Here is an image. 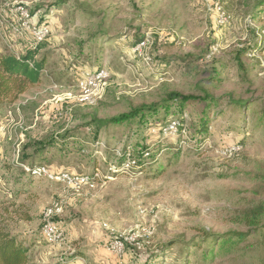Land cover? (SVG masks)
I'll list each match as a JSON object with an SVG mask.
<instances>
[{"label": "rangeland", "instance_id": "obj_1", "mask_svg": "<svg viewBox=\"0 0 264 264\" xmlns=\"http://www.w3.org/2000/svg\"><path fill=\"white\" fill-rule=\"evenodd\" d=\"M24 1L0 0V53L36 46L18 24L19 4L51 34L37 57L43 84L0 108V202L30 215L9 222L32 245L30 264H264V219L257 228L243 221L264 203V0ZM216 3L224 25L209 10ZM101 70V96L78 102L80 80ZM173 92L195 100L183 110L184 130L165 134L181 111L173 101L164 108ZM149 105L155 109L98 133L92 124ZM205 119L210 126L200 132ZM34 141H55L34 163L54 172L107 174L122 155L144 147L150 154L146 173L68 187L25 173L21 164H32L25 157L34 150L25 147ZM54 203L62 205L63 238L51 244L42 214ZM232 231L246 240L216 244L215 258H204L205 233ZM132 233L123 253L109 248L111 238ZM77 249L84 256L73 258Z\"/></svg>", "mask_w": 264, "mask_h": 264}, {"label": "trees", "instance_id": "obj_2", "mask_svg": "<svg viewBox=\"0 0 264 264\" xmlns=\"http://www.w3.org/2000/svg\"><path fill=\"white\" fill-rule=\"evenodd\" d=\"M263 7L264 2L261 4L260 10H262ZM45 47L46 43L43 41L35 47L27 49L22 55L0 53V108L5 105L13 104L20 98V96L26 94L32 88L43 84L45 61L43 59H38L37 57L40 51ZM249 51H251V49H249ZM190 100L195 99H193L191 95H183L178 92H173L168 95V102L164 105V108L168 109L169 102L173 101L177 102V105L180 107V115L171 119L179 122V133L184 130L186 116L183 110ZM154 109L155 107H153V105L141 106L134 109L131 113H125L109 119L92 117V124L95 125L97 128L96 132L98 133L101 128L108 124H120L124 121L133 119L135 115H144V111L146 110L152 111ZM206 117L210 116L208 115ZM202 123V126L199 127L200 132H207L210 126L209 121L205 119ZM54 142L55 141H34L27 144L25 147L26 149L33 148L34 150L30 155H26V160L31 161L32 164L37 163L39 160L42 161L43 157H41L40 154L46 151ZM145 154H150L149 149L146 147H144L138 155H132L143 173H146V162L143 159ZM14 204L15 201L0 202V264H30L32 245L27 244L21 239V236L15 234L9 225V222L13 220L12 214L14 213L21 214L20 216H23L26 220L30 219V215L28 212L23 211L20 208L14 209ZM263 219L264 203L246 210L243 214V221L248 226H256L257 228L260 226ZM246 238L247 233L239 231H232L225 234L205 233V236H203L201 240H203L202 242H208L210 239V245L208 244L209 246L204 249V258H215L213 248L216 244H219L221 248H229L238 246L240 243L244 242ZM195 245L197 247L201 246L200 242H196ZM82 256H84V252L81 249L74 251L73 258Z\"/></svg>", "mask_w": 264, "mask_h": 264}, {"label": "built area", "instance_id": "obj_3", "mask_svg": "<svg viewBox=\"0 0 264 264\" xmlns=\"http://www.w3.org/2000/svg\"><path fill=\"white\" fill-rule=\"evenodd\" d=\"M19 26L22 30H27L33 37L35 44L45 41L51 34V29L46 23H38L32 20L30 9L28 4H19ZM209 10L213 13L214 19L217 24L224 25L228 22V17L223 7L216 3ZM107 75L105 71H94L87 73L80 80V92L76 96V100L82 104L95 103L101 96L102 91L106 86ZM68 98H72L68 95ZM179 122L177 120H170L165 126L162 127V131L165 134L178 132ZM237 150L236 147L231 149ZM18 151V158L19 156ZM17 158V160H18ZM23 170L29 176L35 179H47L52 180L68 187H80V186H94L97 184H105L111 180L116 174H130L133 170H138L139 174H143L142 169L138 166L135 158L131 154L122 155L118 165L112 166L110 173H104L99 167H95L89 173H73L68 171L54 172L48 166L43 164H21ZM62 205L60 203H54L47 207L42 214V229L41 234L45 241L49 243H58L63 238L62 225L56 220L62 214ZM136 241V234H128L124 238H111L109 242V248L117 254L124 252L127 244H132Z\"/></svg>", "mask_w": 264, "mask_h": 264}, {"label": "crops", "instance_id": "obj_4", "mask_svg": "<svg viewBox=\"0 0 264 264\" xmlns=\"http://www.w3.org/2000/svg\"><path fill=\"white\" fill-rule=\"evenodd\" d=\"M35 1H37V0H35ZM20 2H25L24 0H20ZM84 13H86L85 11H84ZM47 17L50 19V20H48V21H52L54 18H53V15H47ZM47 151V150H46ZM47 156V155H46ZM45 161H47V159L45 160ZM37 163H39V162H37ZM63 167H61V170H63L62 169Z\"/></svg>", "mask_w": 264, "mask_h": 264}]
</instances>
